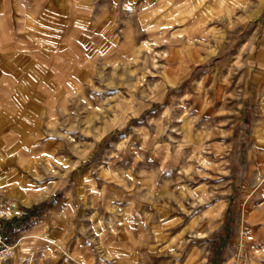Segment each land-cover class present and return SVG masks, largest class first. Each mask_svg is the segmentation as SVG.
<instances>
[{
    "label": "rangeland",
    "instance_id": "rangeland-1",
    "mask_svg": "<svg viewBox=\"0 0 264 264\" xmlns=\"http://www.w3.org/2000/svg\"><path fill=\"white\" fill-rule=\"evenodd\" d=\"M4 2L18 41L50 0ZM62 6L65 75L0 158L34 233L0 264H264V0Z\"/></svg>",
    "mask_w": 264,
    "mask_h": 264
},
{
    "label": "crops",
    "instance_id": "crops-1",
    "mask_svg": "<svg viewBox=\"0 0 264 264\" xmlns=\"http://www.w3.org/2000/svg\"><path fill=\"white\" fill-rule=\"evenodd\" d=\"M61 4L62 0H50L47 6L41 5L37 11L30 8L32 13L25 17L17 41L14 24L7 18L12 7L10 9L4 0H0V144H3L0 158L13 156L15 150L6 149V146L16 142L17 135L22 136L17 131L18 126H34L42 117V105L36 108V102L41 103L43 97L36 89H49L47 86L51 78L65 75L62 71L66 61L54 56L64 53L66 44L58 39V35L62 38V29L65 28L62 16L65 9ZM23 129L32 132L29 128ZM2 206L5 216L15 217L9 223L4 222L6 243L13 245L20 237V225L26 220L28 212L19 210L17 204ZM33 233L20 237L18 244L13 246L18 249ZM13 263L12 256L9 264Z\"/></svg>",
    "mask_w": 264,
    "mask_h": 264
},
{
    "label": "built area",
    "instance_id": "built-area-1",
    "mask_svg": "<svg viewBox=\"0 0 264 264\" xmlns=\"http://www.w3.org/2000/svg\"><path fill=\"white\" fill-rule=\"evenodd\" d=\"M3 213L0 210V257L7 252V250L9 249V246L6 241H5V237H4V226H3Z\"/></svg>",
    "mask_w": 264,
    "mask_h": 264
},
{
    "label": "bare ground",
    "instance_id": "bare-ground-1",
    "mask_svg": "<svg viewBox=\"0 0 264 264\" xmlns=\"http://www.w3.org/2000/svg\"><path fill=\"white\" fill-rule=\"evenodd\" d=\"M260 207V206H259ZM263 209V208H262ZM2 211V209H1ZM5 212V210L2 211V213ZM4 214V213H3ZM264 220V219H263ZM13 247L9 246V249L6 253H4L0 257V262L6 261L8 259V256L11 254ZM15 249V247H14ZM196 255V256H195ZM187 264H201V258H199L198 254L191 255V257L188 260Z\"/></svg>",
    "mask_w": 264,
    "mask_h": 264
},
{
    "label": "trees",
    "instance_id": "trees-1",
    "mask_svg": "<svg viewBox=\"0 0 264 264\" xmlns=\"http://www.w3.org/2000/svg\"><path fill=\"white\" fill-rule=\"evenodd\" d=\"M7 239H6V237H5V241H6ZM9 245V244H8Z\"/></svg>",
    "mask_w": 264,
    "mask_h": 264
}]
</instances>
